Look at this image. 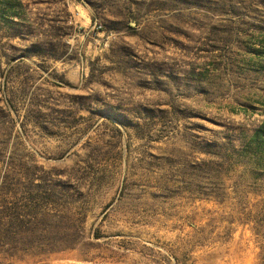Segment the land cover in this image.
<instances>
[{
    "label": "rangeland",
    "instance_id": "obj_1",
    "mask_svg": "<svg viewBox=\"0 0 264 264\" xmlns=\"http://www.w3.org/2000/svg\"><path fill=\"white\" fill-rule=\"evenodd\" d=\"M264 0H0V264H264Z\"/></svg>",
    "mask_w": 264,
    "mask_h": 264
},
{
    "label": "trees",
    "instance_id": "obj_2",
    "mask_svg": "<svg viewBox=\"0 0 264 264\" xmlns=\"http://www.w3.org/2000/svg\"><path fill=\"white\" fill-rule=\"evenodd\" d=\"M264 131V130H263Z\"/></svg>",
    "mask_w": 264,
    "mask_h": 264
}]
</instances>
